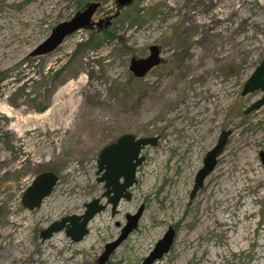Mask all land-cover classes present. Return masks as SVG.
I'll return each mask as SVG.
<instances>
[{
	"label": "rangeland",
	"instance_id": "obj_1",
	"mask_svg": "<svg viewBox=\"0 0 264 264\" xmlns=\"http://www.w3.org/2000/svg\"><path fill=\"white\" fill-rule=\"evenodd\" d=\"M78 3H99L92 21L111 25L28 59ZM150 46L164 63L136 79L130 60ZM263 59L264 0H134L119 12L115 0H0V107L14 118L0 116V251L18 240L4 229L25 227V264H97L143 208L106 264H141L169 227L172 247L154 264H264V107L244 114L264 92L241 95ZM18 119L23 138L8 130ZM222 131L231 134L217 166L190 198ZM124 134L159 137L141 153L130 201L96 215L80 242L64 230L43 241L51 223L103 194L98 155ZM46 171L58 177L52 194L24 209L23 192Z\"/></svg>",
	"mask_w": 264,
	"mask_h": 264
},
{
	"label": "water",
	"instance_id": "obj_2",
	"mask_svg": "<svg viewBox=\"0 0 264 264\" xmlns=\"http://www.w3.org/2000/svg\"><path fill=\"white\" fill-rule=\"evenodd\" d=\"M134 0H115L117 12L128 8ZM100 7L99 3H88L82 10L77 11L74 16L66 21L57 24L49 36L35 47L29 54V59L48 56L54 53L66 38L82 29L106 30L111 25V18L93 22L92 18ZM118 14V13H117ZM103 24V25H102ZM164 63L160 50L157 46L148 48V55L145 58H132L129 63L130 73L137 79L144 78L152 69ZM254 92H264V59L254 69L248 80L245 82L241 95L246 96ZM264 107V96L250 105L244 114L257 111ZM230 131H222L215 146L205 154L202 160V167L196 173L190 198H194L201 189L205 179L217 166V159L223 153L230 136ZM159 137L137 138L131 134H124L118 137L113 143L108 144L100 151L96 164L99 175L98 183L103 184L104 192L96 199L85 204V211L80 216H69L51 223L45 230L41 231L40 238L45 241L53 234L65 231V235L77 243L88 235V224L98 214L110 207L111 216L117 214L118 205L122 200L130 201V189L137 181L136 170L142 165L145 157L141 155L146 147H155ZM261 161L264 162V153H260ZM58 177L49 171L38 174L25 189L21 198V205L24 209L32 211L41 206L44 199L48 198L56 184ZM102 202V200H104ZM143 213L140 208L134 215L125 217V225L121 228L119 236L104 246V250L98 259L97 264H106L114 251L137 229ZM175 238V231L169 227L163 237L155 244L150 253L143 259L141 264H154L166 255L172 247Z\"/></svg>",
	"mask_w": 264,
	"mask_h": 264
},
{
	"label": "bare ground",
	"instance_id": "obj_3",
	"mask_svg": "<svg viewBox=\"0 0 264 264\" xmlns=\"http://www.w3.org/2000/svg\"><path fill=\"white\" fill-rule=\"evenodd\" d=\"M1 115H3V116H1ZM0 116L4 117L5 120L7 119L8 121L14 120L13 116H11L10 113H7L5 111V109H3L1 107H0ZM27 125L28 124L26 121L18 119L15 122V125H11L8 130L11 133H16L19 137L23 138ZM224 219L225 218H223V220ZM25 229L26 228L23 227V230L22 229L21 230H12L11 228H6L3 230L2 233L4 236L13 237V239H11V240H14L15 237H17L18 240L17 241L15 240L14 243L9 245V247H6L8 249H1V251H0V264H12V263H14V264H25L26 260H24V258H23L24 257L23 255L26 254V252H27V242H24L25 231H26ZM20 244H21V248H19L17 250L15 247L19 246ZM2 248H3V246H2Z\"/></svg>",
	"mask_w": 264,
	"mask_h": 264
},
{
	"label": "trees",
	"instance_id": "obj_4",
	"mask_svg": "<svg viewBox=\"0 0 264 264\" xmlns=\"http://www.w3.org/2000/svg\"><path fill=\"white\" fill-rule=\"evenodd\" d=\"M82 3H78V5H77V8H78V10H81L82 9ZM44 109H41V111H43Z\"/></svg>",
	"mask_w": 264,
	"mask_h": 264
},
{
	"label": "flooded vegetation",
	"instance_id": "obj_5",
	"mask_svg": "<svg viewBox=\"0 0 264 264\" xmlns=\"http://www.w3.org/2000/svg\"><path fill=\"white\" fill-rule=\"evenodd\" d=\"M103 202L105 201V199L104 200H102Z\"/></svg>",
	"mask_w": 264,
	"mask_h": 264
}]
</instances>
